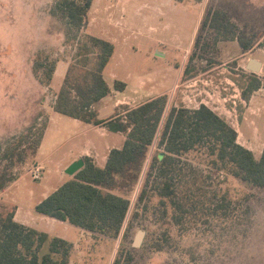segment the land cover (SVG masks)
Listing matches in <instances>:
<instances>
[{
	"label": "rangeland",
	"instance_id": "obj_1",
	"mask_svg": "<svg viewBox=\"0 0 264 264\" xmlns=\"http://www.w3.org/2000/svg\"><path fill=\"white\" fill-rule=\"evenodd\" d=\"M54 6V0H0V181L11 179L0 189L5 211L14 202L29 206L39 201L45 187L52 190L70 176L64 168L69 158L62 165L57 159L70 137L89 124L54 107L67 74L77 77L94 67L98 50L82 46L90 44L87 34L115 44L104 70L111 91L94 105L102 118L117 117L161 94L168 95L170 105L206 103L235 127L239 143L261 156L264 70L247 69V60L264 63V0H94L88 24L79 30ZM214 12L237 25L252 44L249 53L232 33L211 25ZM252 76L263 85L246 101L242 90ZM116 81L125 82V88L117 89ZM52 113L38 156L35 140ZM99 131L109 144L99 142L97 165L109 148L122 147L126 139L125 132ZM24 134L27 138L17 145ZM161 149L158 141L150 148L139 181L115 175L102 184L131 198L119 236L59 219L51 223L48 230L71 243L69 264H113L116 258L125 264H264V186L217 169L204 149L190 151L174 173L184 206L177 223L171 201L166 211L158 195L138 199ZM36 164L44 167L40 179L33 176ZM139 230L145 235L135 246Z\"/></svg>",
	"mask_w": 264,
	"mask_h": 264
},
{
	"label": "trees",
	"instance_id": "obj_2",
	"mask_svg": "<svg viewBox=\"0 0 264 264\" xmlns=\"http://www.w3.org/2000/svg\"><path fill=\"white\" fill-rule=\"evenodd\" d=\"M54 2L55 10L63 14L71 27L79 30L87 26L94 0ZM223 17L214 12L211 25L232 33L231 37L237 38L245 51L251 49V42L239 33L237 25L224 21ZM87 37L90 44L84 42L82 46L98 50L94 67L77 77L67 74L54 108L82 121L125 132L126 139L122 147L110 151L104 167L97 165L92 157L84 156V166L38 203V212L90 231L103 230L119 236L131 209V198L106 191L102 184L115 175L139 181L149 150L157 141L162 149L147 169L138 199L144 202L158 195L166 211L167 200L171 201L177 223L181 219L179 209L184 206L178 199L174 173L181 157L190 151L204 149L213 157L212 163L217 169L264 186V149L257 158L252 149L238 142L235 127L205 103L197 108L170 105L168 95L161 94L128 108L117 117L99 118L94 105L111 91L104 70L114 54L115 44L96 35L87 34ZM262 85L259 77L252 76L242 90V97L249 101ZM125 86L123 81L115 82L117 89L123 90ZM44 132L35 140L37 146ZM26 138L24 134L17 145L23 144ZM9 180L2 179L0 189ZM15 211L16 206L8 211L0 207V264H69L71 243L68 240L16 221ZM113 264L125 263L116 258Z\"/></svg>",
	"mask_w": 264,
	"mask_h": 264
},
{
	"label": "crops",
	"instance_id": "obj_3",
	"mask_svg": "<svg viewBox=\"0 0 264 264\" xmlns=\"http://www.w3.org/2000/svg\"><path fill=\"white\" fill-rule=\"evenodd\" d=\"M251 49L247 50V53H249L251 51ZM249 60H250V57L248 58L247 62H249ZM263 70H264V63L262 62V66H261V70L260 71H263ZM106 96L104 98H102L98 103L102 102L106 98ZM114 105L118 106L120 104H119V102H116ZM207 105L209 107H211L212 109H214L209 104H207ZM55 111L56 110L54 109V112ZM100 112H101V109L98 108V111H97L98 117L102 118L101 115H100ZM53 115H54V113L51 114L50 121H49V123H48V125H47V127L45 129L44 136L42 138L41 144L39 145V150H38L39 151L38 152L39 155L38 156H40V154L42 155L40 150L42 149L43 142H44V139H45V137H46V135L48 133V130L51 128V124H52L51 122H52ZM74 119H75V121L77 123L82 121V120H80L78 118H74ZM86 123H88V122H86ZM88 124L89 125H87L81 132H79V133L75 134L74 136L70 137L69 141L66 142L67 143V145L65 147L66 149L62 153V157L57 159L58 160L57 161V163H58L57 165H62L64 160L69 158V162L67 164H65V166H64L65 170L74 160H76V159H78L80 157L90 156V157H92L94 159V161H96V157L101 154V148H100L99 142H102V144L104 145V143L106 141V144L107 145L109 144V140H105L106 137H104L102 134H100V131H99V129H103L105 127L108 128L107 125H95L93 123H88ZM109 130L111 132H115V133H113V135H117L116 132H121V131H113L111 129H109ZM115 147H120V146H112L111 148H109L107 154L105 155V157H103V161L99 164V166H102V167L105 166L110 151L113 148H115ZM49 156L50 155L46 156L45 159H47V158L49 159ZM64 157H65V159H64ZM72 178H73V176L70 175L67 179H63L62 182H59V180H61L60 178L57 179L56 182H59V183L54 189L51 190V189H49V187H45L42 190V193H41V195L39 197L40 198L39 201H37V202L31 201L29 203L30 204L29 206H26L25 204L14 202L15 206H16L15 220L19 221L20 223H23L25 225H28L30 227H33V228H35V229H37L39 231H45V232L49 233L51 236L52 235L53 236H57V235H54L48 229H49V226L51 225V223L52 222H56L58 219L55 218V217L43 214V213L37 214V213H40V212H38L36 210V206L44 198H46L50 193H52L54 190H56L58 187H60L63 183H65L66 181H68V180H70ZM9 189H10V187H9ZM7 190L8 189L3 191V193H5ZM62 238H64V237H62ZM64 239H66V238H64Z\"/></svg>",
	"mask_w": 264,
	"mask_h": 264
},
{
	"label": "water",
	"instance_id": "obj_4",
	"mask_svg": "<svg viewBox=\"0 0 264 264\" xmlns=\"http://www.w3.org/2000/svg\"><path fill=\"white\" fill-rule=\"evenodd\" d=\"M262 62L256 58H250L247 68L253 72H259L261 70ZM85 164V160L83 157H80L73 161L67 168H66V173L69 175H74L76 172H78ZM145 235V230H139L135 240H134V245L139 246L141 245L143 238Z\"/></svg>",
	"mask_w": 264,
	"mask_h": 264
},
{
	"label": "built area",
	"instance_id": "obj_5",
	"mask_svg": "<svg viewBox=\"0 0 264 264\" xmlns=\"http://www.w3.org/2000/svg\"><path fill=\"white\" fill-rule=\"evenodd\" d=\"M43 171H44V167L40 164H36L34 169H33L34 178H36V179L42 178Z\"/></svg>",
	"mask_w": 264,
	"mask_h": 264
}]
</instances>
